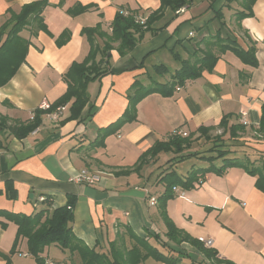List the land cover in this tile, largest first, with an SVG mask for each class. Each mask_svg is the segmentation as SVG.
I'll use <instances>...</instances> for the list:
<instances>
[{
  "label": "crops",
  "instance_id": "crops-1",
  "mask_svg": "<svg viewBox=\"0 0 264 264\" xmlns=\"http://www.w3.org/2000/svg\"><path fill=\"white\" fill-rule=\"evenodd\" d=\"M37 1L40 0H0V28L9 20V11L19 13L22 7ZM240 2L193 0L180 14L167 10L153 26L163 29L146 33L127 55L122 57L112 50L108 54L112 73L88 85L90 103L83 111L84 120L61 124L70 115L68 104L60 121L45 115L42 125L24 139L0 127V210L31 216L48 204L49 212L64 207L70 197H75L71 228L91 249L109 256L111 244L117 241L119 246L131 249L137 237L157 247L150 232L161 236L166 232L158 204L165 186L159 180L176 155L160 153L139 172L123 175V171L136 166L146 151L157 142L167 141L175 130L188 136L195 134L194 143L205 140L197 132L201 127H216L211 136H219L213 132H223L217 126L224 116L231 115L230 126L246 128L237 141L226 135L236 149L235 156L260 159L264 154V137L257 134L264 104V0H257L254 16L243 20L236 17L243 10ZM76 7L87 11L70 15L68 11ZM160 7L161 0H48L43 17L49 33L40 31L32 36L34 27L28 26L20 34L31 45L14 77L0 86V122L4 118L8 125L27 123L36 109L44 104L50 106L66 94L65 74L90 53V42L82 35L84 28L101 24L102 30L110 34L118 13L148 19ZM215 10H222L224 17L222 36L236 38L245 50L254 46L258 67L245 65L231 51L221 54L212 73L204 72L199 79L177 86L171 97L149 95L138 104L136 121L108 136L104 147L93 148L99 131L115 124L128 109L127 95L137 80L143 85L152 80L171 81L181 62L174 59L170 49L174 48L180 60H191L198 51L197 43L217 35L221 23L215 19ZM65 31L70 32V39L59 47L57 38ZM105 41L97 37L95 43L102 47ZM113 45L117 47L118 43ZM162 65L168 73L160 70L158 74L155 67ZM90 112L94 115L86 121ZM162 157L165 163L158 164ZM188 161L208 167L203 161ZM182 163L174 161L173 169L186 177L190 170L181 173ZM215 165L221 166V160ZM83 169L101 177V182L89 186L71 181ZM256 183L257 177L240 168L228 169L221 176L207 174L192 189L176 187L184 195L174 192L166 204L167 215L192 238L212 239L211 249L220 259L233 264H264V192ZM6 191L15 192L16 198L11 199ZM152 198L157 200L156 205L151 204ZM17 232L14 222L0 216V264H38L28 253L26 239H20L12 254ZM182 246L197 257L191 245ZM157 248L166 253L160 245ZM41 256L54 264L81 263L78 254L57 244L47 247ZM173 256L182 258L178 252ZM141 264L166 263L150 257ZM182 264H191V258H184Z\"/></svg>",
  "mask_w": 264,
  "mask_h": 264
},
{
  "label": "trees",
  "instance_id": "trees-1",
  "mask_svg": "<svg viewBox=\"0 0 264 264\" xmlns=\"http://www.w3.org/2000/svg\"><path fill=\"white\" fill-rule=\"evenodd\" d=\"M193 0H161L159 10L153 12L146 20L145 24L141 25L136 22V15L128 14L127 16L118 13L111 24V33L108 34L102 30L101 24L94 28H84L82 35L86 36L90 42V53L87 58L81 63H74L65 74L64 80L68 84L66 94L50 105L49 109H36L31 121L27 123L8 125L7 120L1 118V130H8L9 133L18 139H24L34 133L43 123V117L55 112L58 108L70 104V115L61 124L69 120L81 121L84 120L83 111L90 103L88 94V85L92 82L100 80L102 77L112 73L109 61V53L112 50H117L120 56H125L130 53L143 39L148 32H158L162 29L153 28L154 24L164 18L167 10L175 13L192 3ZM227 3L235 0H226ZM240 1V0H237ZM243 10L236 13L238 20L253 17V6L257 0H241ZM48 6V0H40L22 7L19 13L10 12V18L0 28V86L6 85L17 73L20 66L25 62L31 42L30 40L21 37V33L28 26H33L32 36H37L40 31L49 33L43 17L44 9ZM86 8L76 7L69 10L68 13L72 16H77L85 13ZM215 19L221 23V28L217 35L213 38L202 39L197 43V48L200 45L206 47L205 51L192 54L195 57L194 61L180 60V55L173 49L174 59L181 62V68L177 70L171 77L168 83H161L152 80L150 84L143 85L137 80L130 88L127 99L129 101L128 109L115 124L99 131L97 139L92 143L93 148L104 147L105 140L108 136L115 134L124 124L132 123L137 119L138 104L151 94H161L164 97H171L175 93L177 86H184L186 82L196 80L202 77L204 72L212 73L216 67L219 55L225 54L228 51L234 53L245 65L258 67L257 50L252 48L245 50L240 46L237 39L230 36H222V29L225 26L223 22L222 10H215ZM5 37V39H4ZM105 39L104 46L96 45V38ZM70 39V32L65 31L57 38V45L62 47ZM118 43L117 47L113 44ZM208 46V47H207ZM200 53V55H199ZM100 56V59L98 58ZM143 64L139 66L142 68ZM158 74L160 70L168 73V69L162 66H156ZM94 115L89 113L86 121ZM231 115H226L217 126L223 132L219 136L212 137L211 132L216 127H201L197 130L200 133V138H205L206 142L212 143L213 146L204 151H192L194 141L190 134L188 137L179 135H170L167 141L157 142L151 149L146 151L141 157L136 166L129 171H123V175L131 172H139L141 168L156 158L160 153H173L175 158L170 160V167L161 174L159 182L165 186L164 193L159 197L158 204L160 214L166 225V232L163 236L153 234L150 236L162 248L166 249V253L160 251L157 247L152 246L145 238H136V245L131 249H126L124 246H119L117 241L111 244V252L101 254L91 249L84 242L79 240L73 233L71 222L73 220V208L76 204L75 197H70L68 203L64 207L54 209L49 212V205H46L36 214L31 216L13 214L0 210V216L14 222L18 227L17 237L12 250V254L16 252L20 239L27 240L28 253L38 264H45L42 254L44 250L54 244L59 245L64 250H69L71 254H78L80 264H141L147 258H154L166 264H182V260L186 257L191 258V264H233L229 260L220 259L214 249L206 248L198 239L192 238L183 230L178 229L168 217L166 212V204L168 200L174 197L173 189L181 187L183 190L194 188L207 174L214 173L219 176L224 175L228 169L240 168L245 170L249 175L257 177L256 187L264 192V154L258 160H252L248 156L236 157V149L234 145L227 144L224 140L226 135L229 139L237 141L241 135L246 133L245 126L229 125ZM260 137H264V104L262 106V116L260 126L257 130ZM209 154V155H208ZM200 160L208 164V167H196L193 165L187 176L179 175L173 169L175 164L182 163L188 160ZM221 160L222 165L216 166L215 162ZM0 193H2L0 191ZM11 199L16 198V193L11 194L6 191ZM5 226V225H4ZM119 239V236H118ZM176 245L174 248L170 245ZM189 244L194 249L197 257H193L188 253V250L182 245ZM178 252L182 258H176L173 253ZM198 257H201L198 258Z\"/></svg>",
  "mask_w": 264,
  "mask_h": 264
},
{
  "label": "built area",
  "instance_id": "built-area-1",
  "mask_svg": "<svg viewBox=\"0 0 264 264\" xmlns=\"http://www.w3.org/2000/svg\"><path fill=\"white\" fill-rule=\"evenodd\" d=\"M183 10H184L183 8L180 9L179 11H177V14H180ZM125 15L127 16L128 14L126 13ZM146 20H147L146 18H141L139 16H136V22L140 23L141 25L145 24ZM49 107H50L49 105L44 104L41 107V109L47 110V109H49ZM65 111H66V106H63V107L58 108L55 112H52L51 114H49V116L54 121H60V119L64 115ZM242 115L245 116V113H242ZM243 122H244V124L247 123L245 120H243ZM172 134L173 135H179L181 137H187L188 136V134L183 132L182 130H175ZM101 180H102L101 177L90 172L87 169L81 170L78 174L72 176V178H71V181H73L77 184H85V185H89V186H95V185L99 184L101 182ZM173 191L175 193H180L181 195H184V192H181V190L176 188V187L173 189ZM150 202L152 205L157 204V200L154 198H152L150 200ZM198 241L201 242L206 248H211L214 244L213 240L210 238L200 237V238H198ZM45 264H54V263L51 260H47V261H45Z\"/></svg>",
  "mask_w": 264,
  "mask_h": 264
},
{
  "label": "rangeland",
  "instance_id": "rangeland-1",
  "mask_svg": "<svg viewBox=\"0 0 264 264\" xmlns=\"http://www.w3.org/2000/svg\"><path fill=\"white\" fill-rule=\"evenodd\" d=\"M208 47V46H207ZM206 50V47L204 46L203 48H199L198 49V52H201L202 53V51H205ZM179 51V50H178ZM180 53H181V51H179ZM197 52V53H198ZM196 53V54H197ZM195 54V55H196ZM199 55H200V53H199ZM198 56V55H197ZM197 56H195V57H192V59L190 60V61H194L195 60V58L197 57ZM199 57V56H198ZM63 117V116H62ZM62 119V118H61ZM60 119V120H61ZM216 133H218L217 135H220L221 133H222V131H216V132H213V134L215 135ZM224 140L227 142V144H231L232 142H230L231 140H229L228 139V136H226L225 138H224ZM213 146V144L212 143H207L205 140H202V141H200V142H197V143H194V145H193V149H192V151H204V150H207V149H209L210 147H212ZM209 155V154H208ZM200 160H197V161H194V163H197V162H199ZM165 162L163 161V157L161 158V161L160 162H158V164H164ZM192 166H193V162H191V161H185V162H183L180 166H179V171L181 172V173H183V171H184V173L183 174H186L187 173V171H189L191 168H192ZM197 167H205V164H198L197 163V165H196Z\"/></svg>",
  "mask_w": 264,
  "mask_h": 264
}]
</instances>
